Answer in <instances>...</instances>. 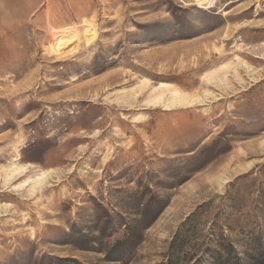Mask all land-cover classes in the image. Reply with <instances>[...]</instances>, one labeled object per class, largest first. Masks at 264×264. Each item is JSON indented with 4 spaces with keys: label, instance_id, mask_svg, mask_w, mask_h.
Masks as SVG:
<instances>
[{
    "label": "rangeland",
    "instance_id": "374dc122",
    "mask_svg": "<svg viewBox=\"0 0 264 264\" xmlns=\"http://www.w3.org/2000/svg\"><path fill=\"white\" fill-rule=\"evenodd\" d=\"M45 2L7 17L0 1V264H264V0ZM231 60L259 78L243 93L123 98L142 78L220 92L201 76ZM163 201L106 259L126 230L104 222Z\"/></svg>",
    "mask_w": 264,
    "mask_h": 264
},
{
    "label": "bare ground",
    "instance_id": "6f19581e",
    "mask_svg": "<svg viewBox=\"0 0 264 264\" xmlns=\"http://www.w3.org/2000/svg\"><path fill=\"white\" fill-rule=\"evenodd\" d=\"M236 59L237 64H239L245 72L251 70L248 63L244 62L237 56ZM234 64V60H231V62L224 63L220 67L207 71L201 76L205 83L219 87L220 92L214 93L209 89H203L201 94H197L195 92H187L173 82L160 81L154 84V81L151 79L148 80L147 78H142L139 80L140 83L136 87L124 92L125 96L123 98L126 102L131 103L137 99L142 90H146V94L143 99L144 105L148 108L161 107L167 110L175 107H194L199 105V103L203 104L210 101H216L228 94L238 92L243 93L246 90V84L251 85L252 82H257L259 78L257 75L251 74L248 76L247 81L244 80L241 78V75L237 71ZM229 69H232L233 73L229 74ZM234 81L237 85H235ZM207 110H209V108L204 109V111ZM9 167V172L6 175L13 174V172L19 171L20 169H25V167L17 166L15 164H12ZM46 174L47 171H40L37 172V174L29 175L25 180H23V182H21L20 186L26 183L31 184L30 191L33 192L37 189V187H39V182H41ZM226 179L227 177H222L221 183L225 182Z\"/></svg>",
    "mask_w": 264,
    "mask_h": 264
},
{
    "label": "trees",
    "instance_id": "16d2710c",
    "mask_svg": "<svg viewBox=\"0 0 264 264\" xmlns=\"http://www.w3.org/2000/svg\"><path fill=\"white\" fill-rule=\"evenodd\" d=\"M166 206V202H161V204L157 207V210L153 212L152 215H146L143 214L137 219L132 220H126L125 218H120L119 220H113L112 218H108L104 222V226L102 227V233L106 231L108 227H110V224L114 225L115 227H121L126 230L125 237L121 238V240H116L115 243L111 246L107 252H105V258L108 260H116L118 257H114V251L111 249L116 248L117 246H121V244H125L126 246H131L132 244L138 243L140 240V234L136 236L135 228L138 227V229L143 230L144 228L148 227L150 224L153 223V221L157 218L158 214L160 213V210ZM146 208H149V205L146 206ZM112 252H111V251ZM119 256V255H118ZM60 262H64L67 264H79L76 259L74 258H56ZM55 259V260H56Z\"/></svg>",
    "mask_w": 264,
    "mask_h": 264
},
{
    "label": "crops",
    "instance_id": "0c3cea01",
    "mask_svg": "<svg viewBox=\"0 0 264 264\" xmlns=\"http://www.w3.org/2000/svg\"><path fill=\"white\" fill-rule=\"evenodd\" d=\"M5 9H7V14L4 16L7 17H16L20 15L18 10H22L21 13L24 16H31L36 10H38L42 5H45V0H0ZM26 1H33L32 5L28 6Z\"/></svg>",
    "mask_w": 264,
    "mask_h": 264
}]
</instances>
